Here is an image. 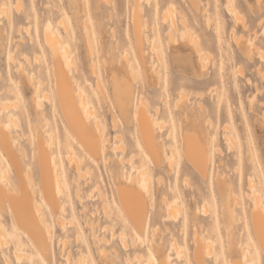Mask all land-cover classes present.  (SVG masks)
<instances>
[{
    "label": "rangeland",
    "instance_id": "1",
    "mask_svg": "<svg viewBox=\"0 0 264 264\" xmlns=\"http://www.w3.org/2000/svg\"><path fill=\"white\" fill-rule=\"evenodd\" d=\"M223 2L225 0H198L200 9L197 11L191 0H0V91H3L0 99L9 102L14 100V92L12 94L10 88L22 92L20 97L22 110L20 109L15 116L21 127L13 126V137L22 144V149H25L28 155L25 157L24 173L26 175V171L29 170L27 177H30L28 179L32 177L35 183L34 185L33 181L28 180V185L31 184L29 189L37 185L35 195H33L35 188L31 189L32 195L37 198L40 188L36 163L30 156L36 135L40 133L50 141L52 133L55 142L58 143H52L51 146L53 150H58V144L59 147L63 144L64 131H67L54 87L55 57L46 42L45 32L48 27L60 36L63 45L69 47L68 58L72 61L69 62L70 65L66 64V69L76 79L75 87L82 86L87 93L94 109V113H91L92 116L89 114L88 119L91 124L95 118L99 120L102 139L107 140L106 152L100 155L99 159L92 160L87 157L89 161L86 160L88 165V171L84 172L86 175L74 182L69 179L72 191L79 184L82 195L85 192L91 195L81 199V203L75 196L66 203L67 210L63 214L66 222L64 227L61 225L60 228L61 222L56 220V216L51 214L46 204L41 205L42 216L54 232H50L52 233L50 239L53 240H49L48 237L52 248L49 259H45L26 244L24 248L27 258L26 256L22 258V262L16 260L14 242L12 243L14 237L12 238L13 234L10 233L12 218L6 213H1L0 228L3 232L0 239L3 238L1 239L3 248L0 249V264H39V259L43 264L61 262L63 264L66 262L65 254L68 250L74 260H78L83 252L87 261L93 264H130L129 258L134 262L131 264H137L135 256H141L146 263L160 264V253L169 256L170 261L175 264H196L193 259L198 236L196 233L211 242L212 246L210 244L209 246L212 247L210 252L212 254L206 253L208 256L211 255L207 257L208 264H232L235 258L244 257L242 249L249 253L250 257L247 258L249 262L264 264V252L257 242L250 216L253 199L247 194L248 191L249 194L251 192V187L247 184L248 177L255 175V171L259 170L258 160L264 161V149L259 141V135L264 138V127L262 132L256 127V118L264 114V88L262 92L260 90L258 92L254 87V82L264 86V81L257 74L255 66L258 64L264 67V62L258 55H254L256 57L253 61L245 59L246 49L239 50L235 45L232 40V27L235 23L233 17L225 11ZM206 3H210L213 8L216 4L220 5L222 12L213 10L218 17L219 29L215 37H212L213 29L210 28L204 35L202 33L205 31L204 27L198 32L204 38V49L210 55L208 69L203 71L199 67L197 55L189 38H187L189 41L185 38L180 39L181 48L172 49L167 46L170 16L166 19L164 16L172 9L177 19L185 17L201 26L206 20L202 11ZM235 3L245 20L259 30L261 24L258 23L260 20L258 15L264 13V0L247 2L235 0ZM259 6L262 7L260 11ZM136 8L141 14L142 22L147 25L144 29L146 36L158 44L162 62L158 61L157 53L154 55L150 51V43L145 42L146 50H149L148 56L154 57L153 60L161 67V77L155 73L146 75L137 52L133 32V15ZM61 20H64L66 27L59 24ZM236 30L245 33L243 27ZM261 39H264V36H258L256 41ZM125 59L129 60L135 69V76L123 67L128 63ZM239 65L243 68V73L245 72L244 76H238L237 67L241 70ZM20 69L24 70L23 73H34L37 79H42L43 84H46L45 86L42 84V90L40 89L46 122L44 117L38 115L31 99L34 94L33 87L29 86L27 81L21 83ZM248 77L252 83L245 86ZM127 89L132 90L133 98L124 105L126 107L124 112L121 104L126 99L122 98L124 95L122 91ZM44 92L47 93L42 94ZM180 93H189L188 97L185 95L188 99L185 98L184 102L182 100L181 108L177 107L181 102ZM139 98L147 100L154 115L156 107L160 108V113L156 117L164 122V129L157 133L158 143L169 157H172L173 153L176 157L173 168L169 167L167 159L160 168L148 164L152 193L147 196L146 223L142 230H137L129 218L121 215L122 209L116 196L117 183L125 181V174L133 169L125 159L135 154L137 165L141 159L137 154L141 137L133 120ZM248 99H251V102ZM241 100L245 111L241 110ZM199 102L202 103V109L198 106ZM247 110L251 112L247 113ZM227 111L234 113L235 126L230 122ZM187 112L194 113L196 122L185 116ZM242 114L248 115L247 121L243 120ZM1 116L5 118L3 113ZM126 116L132 120L130 124ZM194 123L196 127H192ZM245 123L251 128L252 144L246 140L248 128ZM225 125L230 126L228 129L232 130L224 131ZM201 127L202 130L205 128L207 135L210 136H207L210 138V169L205 177L196 172L186 160L183 146L186 131L193 130L201 135ZM18 133H21L22 138ZM231 134L234 141L232 139L229 148L228 136ZM116 135L119 137H115ZM119 143L126 149L114 147H121ZM61 149L58 150V159L60 163L61 160L64 161L70 178L73 173L76 175V169L68 166L65 150L62 147ZM122 149L126 151L123 152ZM250 164L255 168L250 169ZM6 166L8 169L11 168L9 165ZM8 169L5 178L14 181L13 171ZM132 172L136 173L133 170ZM29 173L31 174L28 175ZM5 178L2 180L7 182ZM261 178L260 174V177L255 179L258 181ZM184 179H188L189 183ZM229 182L235 185L237 201L232 196V185L229 186ZM90 191L94 193L93 196ZM165 195L171 202L176 203L166 206L165 203L169 201L164 203L162 201ZM39 201L41 203V199ZM70 204L74 205L76 218L72 217ZM169 205L181 209L174 211ZM168 207L173 212L167 209ZM203 207H208L211 213L206 211L208 214H203L205 212L204 209L202 213ZM230 208L233 211H230ZM103 209H107V212ZM170 211L176 216L170 217L172 215L168 213ZM93 219L94 224L98 221L99 225L94 226L91 223ZM97 236L107 240L102 242V238L98 239ZM62 240H68L65 242L66 248H62ZM126 243L128 245H125ZM176 243L183 249L181 257L174 245ZM123 245L128 248H124ZM102 248H106L108 253L100 251ZM6 257L10 263L5 261Z\"/></svg>",
    "mask_w": 264,
    "mask_h": 264
},
{
    "label": "bare ground",
    "instance_id": "2",
    "mask_svg": "<svg viewBox=\"0 0 264 264\" xmlns=\"http://www.w3.org/2000/svg\"><path fill=\"white\" fill-rule=\"evenodd\" d=\"M191 1L194 7L196 8V10L198 11L200 9V4L198 3V0H191ZM223 5L225 8V11L233 17V20L235 23V25L232 27V40L234 41L235 45L238 47L239 50L246 49L245 56H244L245 59L249 61H253L254 58L256 57V56L254 57V55H258V57L264 62V42H263L264 39H261V41H258V40L256 41V38L258 36L260 35L264 36V21H263L264 13H261L258 15V19H260L258 23L259 25L261 24V28L258 30L254 27V25L251 26V24L245 20L244 16L240 14V12L237 10V5L235 3V0H225V2H223ZM4 7L5 6H3V8ZM220 8H221L220 5L216 4L213 8L210 5V3H206V5L202 9L203 15L205 16L206 20L204 21V23L201 24V26H198L194 21H189L185 19V17H181L180 19H177L175 15L173 14L172 9L169 10L167 13H165V16H164L165 19L167 16H170V26L167 32V46L172 49L181 48L182 44L180 43V39L189 38V40L191 41L193 45L194 53L197 55V62L199 64V67L203 71H206V69H208L207 65H208V60H209L208 58L210 57V55H208V53L204 49V46H203L204 38H202L198 32L202 31L201 29H203L202 27H204L205 31L202 32L204 35L205 33H207L208 29L210 28L211 30L213 29L212 37H215L219 29H218V23H217L218 17L216 15V12H213V10H220ZM261 9L262 7L259 6V11ZM5 11L7 12L6 7H5ZM220 12L222 11L220 10ZM59 24L66 27L64 20H61ZM146 27L147 25L146 24L144 25V22H142L141 14L139 10H137L136 8V10H134V15H133V32H134L135 45L137 48V52L142 60V65L144 67L146 75H149V73H155L156 75L161 77L160 76L161 67L159 64L156 63L155 60H153L154 57H152L151 55L150 56L152 57V60H150V56H148L149 50L148 51L146 50L145 42L150 43V51L153 52L154 55H156L157 53L156 56H157L158 61L162 62L163 58L159 52L158 44L155 41L149 40L148 37L146 36V33L144 31ZM242 27H243V30H245V33H241L240 31L236 30L237 28L240 29ZM26 31L28 32L27 29ZM45 37H46V42L51 47L52 53L55 57L54 87H55V91H56L57 98L59 101V106L64 115L66 125H67V131H64L63 144L61 147L63 148V150H65V160H67L68 166L75 167L76 175H74L73 173V175L70 176V178H68L70 174L68 173V169L66 165L64 164V161L61 160V163H60L58 159V150L61 151L62 150L61 147H59V144H58V150H53L51 146L52 143L54 144L58 143V142H55V138L53 137L52 133H50L51 134L50 141L46 137H44L42 134L38 133L36 135V140L33 142L32 152L30 156L32 159H34L36 163V168H37L36 174L38 175L37 178L39 180L40 188L38 191L37 198L33 196L35 195V192L37 189L35 187H37V185L34 187L35 188L34 191L31 190L34 188L29 189L31 184L29 183L30 185H28V182H29L28 180L33 181L32 180L33 178L31 177V179H28L30 178L29 176L27 177V173L30 172L29 170L26 171V175L24 173L25 157L28 156L27 152L25 149H22L23 148L22 144H20L13 137L14 127H17V128L21 127L18 119L15 116L18 114V112L21 109L20 97H21L22 92L10 88V90L12 91V94L14 92V98H13L14 100L9 102V101H3V98L0 99V105H1L0 106V214L6 213L12 218V232L10 233L13 234L12 238L14 237V240L12 239L11 240H12V243L14 242V246H15L14 253L16 254V257H17L16 260L18 259L20 261L22 260V258L26 256V252L24 248V245L26 244L31 246L35 250L36 253L40 254L45 259H49L51 252H52V248H51L49 240H53V239H50V237L52 233L54 232L51 231L49 224L44 220L42 216L43 214L41 212V205L46 204L51 214L56 216L57 221L59 220L61 222V223L57 222V223H60V228H61V225L64 227L66 225V222H65V218L63 217V214L67 210L66 203H69V201H71L74 198V196L81 203L80 201L81 199L83 200V198L85 197L88 198V196L90 197L91 195V194L87 195L86 192L85 194L82 195L81 192L79 191L81 189L79 184L78 185L76 184L77 186H75L74 190L72 191L69 179H71V182H74V181L80 180L81 179L80 177H84L83 176L84 174L86 175V173L84 172L88 171V168H87L88 165L86 163V160L89 161L87 158L88 156L92 160H97L100 158L99 157L100 155L106 152L105 146L107 142L105 141L107 140L102 139V131H101V125H100L99 120L95 118V121L93 120L94 122H92L91 124L90 120L88 119L89 114L91 115V113H94V109L92 108L90 100L87 97V93L82 88V86L75 87L76 79L74 78V76L70 75L68 73V69H66V67L70 65L72 61L71 59H70L71 61H69V58H68V54L70 51L69 47L67 45H63L60 36L57 33L51 31L49 27L46 29ZM245 37L247 39H245ZM127 61H128L127 64L124 63L125 66L122 64L123 67L124 68L126 67V69H128L129 72L133 76H135L136 75L135 69L132 67V64L130 63V61L129 60ZM255 66L257 67V74H259L264 81V67H261L262 65H258V64ZM238 68L239 67H237L238 76H244L243 74L245 72L243 73L242 71L243 68H241V66H240L241 70ZM22 71L24 70L20 69L19 75L22 81L21 83L23 84L24 82L26 83L27 81L29 83V86L33 87L34 94L32 95L31 99L36 107V111L38 115L39 116L41 115L42 117H44L45 112L42 110L43 108L42 106L44 105H41L42 102H41V94H40V91L42 90L41 89L42 84L44 82L42 79H37L34 73H31V72L23 73ZM159 82H160V78H159ZM250 83L252 82L250 81V78L248 77V79L246 80L245 86L246 84H250ZM254 87L256 88L258 92L259 90L261 91L262 88H264V86L262 87L258 85V83L256 82H254ZM210 91L211 90H209L208 93H210ZM1 92L3 91H0V94ZM181 92H184V91H181ZM45 93L47 92H44L42 94H45ZM122 93L124 94L122 98L126 100L122 101L123 103L121 104V107H122V110L125 112L126 107L124 105L128 104V102H130L133 98L132 90L127 89V90L122 91ZM184 93H180L179 96L181 98V102L179 101L180 103L177 104V107L181 108V105L184 102V99L185 98L186 100L188 99L187 97L189 93L188 94L186 93L187 97H185L186 94ZM261 95H263V93ZM202 96H204V94L201 95V97ZM199 97H200V94H199ZM260 102L262 103V101ZM198 106L200 109H202V103L199 102ZM240 107L242 111L246 110L245 106L243 105L242 100L240 102ZM250 109H252V104L250 106ZM154 111L156 115L152 113L147 100L140 99L138 101V104L136 106V113L133 117V120L135 121L137 131L139 132L140 137H141V142L138 145L139 151H137V154H139L141 159L138 165L136 164V161H135V156H134L135 154H131L128 157V159H125V162L127 160L131 164V167L133 168L132 170L136 171V173L133 174L132 170H130L127 174H125L126 180L123 182H118L116 185V191H117L116 196H117V200L122 209L121 215H125L127 218H129L137 230H142V228L144 227L146 223L147 203H148L147 196L151 195L152 193V190H151L152 182H151V178L149 174L148 164L151 163L155 165L156 167L160 168L164 166L165 159H167V163L169 167L173 168L175 165L174 161L176 159V157H174L175 156L174 153L172 157H169V155L164 152L162 145L158 143L157 133L159 130L161 131L164 129V122L157 119L156 117L157 114L160 113V108L156 107ZM227 112H228V117L230 119V122L232 123V125L235 126L236 117L234 116V113L232 111H227ZM248 112H251V111L247 110V113ZM1 113L4 114L5 118L1 116ZM23 113L25 114L24 111ZM185 116H188V118L196 122V119L194 118V113L190 114L187 112ZM242 118L243 120L247 121L248 115L242 114ZM44 119L46 122L47 118L44 117ZM126 120L127 122H129V124L132 121L129 116H126ZM245 125L248 128V135L246 137V140L252 144V131H251L250 125L247 123H245ZM227 126L225 128L223 127L224 131H226L230 127V126L229 127ZM192 127H196L195 123L192 124ZM256 127L262 132L263 127H264V114H261V117L256 118ZM202 128L203 127L200 128L201 135H198L193 130L186 131L183 137V141H184L183 146H184V155H185L186 160L195 169L196 172H198L202 177H205L208 174L209 169H210V152H209L210 138H208L210 136L207 135V131L205 130V128L203 130ZM230 129H228V131L232 130ZM204 131H206V134L204 133ZM21 133H18L20 138H22ZM117 136L118 135H116L115 137ZM259 136H260L259 141H260L261 147L262 149H264V138L262 135H259ZM226 138L227 137H225V139ZM228 139L230 143L228 142L227 139L226 140L230 145L229 148H231V145H232L231 143L233 139L232 134L231 136H228ZM234 143L235 142H233V145ZM119 144L121 145V147H118V146H114V147L119 148V149L125 148L123 147V144L121 143ZM235 146L236 145H234V147ZM78 149H79V152H77ZM119 149L117 150L119 151ZM123 149L122 151L125 152L126 150L124 151ZM136 157L138 158V156ZM120 158L122 161L123 160L122 156H120ZM6 165H9L11 168L8 169ZM257 167L259 170L255 171V175L253 174L248 177L247 184L249 187H251L250 188L251 192L249 194V191H248L247 194L253 199L251 200L252 208L250 210V216H251L252 224L254 227V232L256 234L257 242L261 250L264 252V161L259 159ZM249 168L252 169L255 167L252 166V164H250ZM7 169L13 171L14 181L12 180L8 181V178H5L7 174V173L5 174V172ZM30 174L31 173H29L28 175ZM260 174L262 175V178L256 181L255 178L260 177ZM3 177L7 179V182L2 180ZM186 180L188 181V179H184L185 182ZM84 184L86 185V181L84 182ZM228 185L229 186L232 185L231 186L232 196L236 200L237 195L234 190L235 185L233 186V184L230 182L228 183ZM31 191H33V195ZM92 191L90 192L92 193V196H93L94 193ZM40 199H41V203L39 201ZM235 200L233 201V205H234ZM162 201L163 203L169 201L168 203H165L166 206H168L167 204H170V203H174V204L176 203V202H171L167 198L166 195L162 197ZM150 204L151 203L149 202V206ZM73 206H74L73 204L72 205L70 204V212L72 214V217L76 218L77 214ZM204 206L206 205L204 204ZM87 207L88 206H86V208ZM169 207L167 209L169 210L176 209V211H178V209L180 208V207H175L172 205L170 207L171 209ZM204 209H205V212H204ZM208 209H209L208 207H205V208L203 207L202 213L204 212L203 214H205L206 211L210 212V209L209 210ZM96 211H98V209H96ZM103 211L107 212V209L106 210L103 209ZM171 211L168 213L171 214L173 212ZM230 211H233V209L230 208ZM89 213L91 212L89 211ZM206 214H208V212ZM172 216H173V213L170 217ZM175 216L176 215H174L173 217ZM167 217L169 218V215H167ZM71 222L73 223L74 221H71ZM96 222H97L96 224L99 225L98 221ZM91 223H93V225L96 226V224H94V219H93V222ZM2 232L3 231L0 228V237H1ZM48 232L50 235H48ZM195 235L196 236L198 235V236L196 238L197 244L193 251V259L196 264H208L209 262L207 260V257H210L211 255L208 256L206 255V253L212 252L211 242L207 240L205 237L200 236L197 233ZM48 237H49V240H48ZM98 237L99 236H97V238ZM78 238L79 237L76 238L77 242L79 241ZM1 239H0V243L2 244H0L1 246L0 249L3 248L2 246L3 240ZM105 239L106 238L103 237L102 242L107 240ZM7 240L5 244L8 242ZM28 240L31 241L30 242L31 244L28 242ZM65 240H62L63 241L62 248H66L67 246L65 245V242H67L68 240L67 241ZM120 240L122 242V237ZM108 242L109 240L107 241V244ZM124 243H125V238H124L123 244ZM209 244L211 246H209ZM9 245H10V242H9ZM125 245H128V244L126 243ZM174 245L176 246L178 255L180 254L182 255L183 249L180 246H177V243ZM208 246L210 249L208 248ZM124 248H128V246L127 247L125 246ZM102 249L103 250H100V251H103V252L105 251L104 254L108 253V252L106 253L107 251L106 248H102ZM68 251L65 254L66 262H64L63 264H93L92 262L89 263L87 261L85 253L82 252L80 256L78 257V260L76 259L74 260V258L70 256V252L68 253ZM242 252L244 253V257L235 258L234 260H232V264H252V262H249L247 260V258L250 257L249 253L245 251L244 249H242ZM181 255L179 257H181ZM160 257H161L160 264H175L170 261L169 256H166L163 253H160ZM6 258L7 259H5V261L10 263V261L8 260V257ZM106 258L108 257L106 256ZM135 258H136L137 264H152V262H149V263L144 262L141 256H138V257L135 256ZM128 261L130 264L134 263L132 261V258H129ZM39 262H40L39 264H43L40 259H39Z\"/></svg>",
    "mask_w": 264,
    "mask_h": 264
}]
</instances>
